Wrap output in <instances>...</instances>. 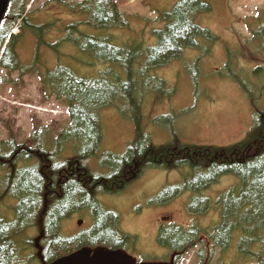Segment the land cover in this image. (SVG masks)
<instances>
[{
	"label": "trees",
	"instance_id": "16d2710c",
	"mask_svg": "<svg viewBox=\"0 0 264 264\" xmlns=\"http://www.w3.org/2000/svg\"><path fill=\"white\" fill-rule=\"evenodd\" d=\"M63 4L80 19L63 23L57 18L35 24L34 13L26 15L28 0H10L0 25V67L8 75L18 72L20 78L38 72L43 99L63 101L70 114L69 125L57 132L36 120L31 140L24 144L15 138L0 139V264H52L84 248L133 249L137 237L123 231L121 215L106 206L103 196L123 193L146 169L171 170L183 165L192 166L195 173L209 172L204 179L211 183L194 191L193 205L201 204V213L211 205L203 194L214 186V180L218 184L222 176L229 175L237 183L220 196L221 221L213 228H195L198 234L194 236L180 228L161 230L159 241L168 250L166 260L179 264L199 247L197 260L209 264L217 250H227L238 235L243 256L264 264V113L246 139L230 148L177 141L154 145L143 127L141 75L179 59L186 49L200 48L204 39L215 41L216 36L197 23L199 16L212 11L211 5L204 0H178L171 10L159 13L161 26L151 30L156 42L145 46L137 40L117 43L116 32L135 30L131 23L134 16L120 13L115 0ZM16 27L19 33L11 35ZM58 27L62 36L50 42V34ZM258 28L247 45V49H255L251 55L257 60L264 58V23ZM27 35L33 36L35 51L32 62L25 64L19 49ZM62 43H70L78 52L110 66L90 78L67 66L44 68L39 63L41 50L57 52ZM232 65L229 60V76L245 87ZM111 107L135 124V138L124 154L103 151L101 112ZM91 159L100 162L102 172L91 170ZM5 199L16 202L11 208L14 221L1 210ZM79 215L88 218L87 228L66 236V220Z\"/></svg>",
	"mask_w": 264,
	"mask_h": 264
},
{
	"label": "rangeland",
	"instance_id": "374dc122",
	"mask_svg": "<svg viewBox=\"0 0 264 264\" xmlns=\"http://www.w3.org/2000/svg\"><path fill=\"white\" fill-rule=\"evenodd\" d=\"M48 1L51 0H29L27 11L34 13L35 24H45L57 18L62 19L63 23L76 22L80 18L63 3L76 6L88 0H59L63 2L61 4L52 0L45 6ZM204 1L211 5L212 11L199 16L197 23L208 28L216 40L210 42L204 39L200 48L186 49L180 56L182 59L141 75L139 94L145 93L143 127L154 145H166L176 140L199 147L235 146L245 139L255 120L264 113V69L256 72L259 67H264V58L255 59L251 55L255 49L246 47L253 38L251 30L256 25L251 18H256L260 12L264 14V0ZM115 2L120 13L134 16L131 23L135 30L116 32V36H119L117 43L125 45L137 40L147 46L155 41L151 30L161 26L159 13L171 10L178 0ZM143 29L145 32L141 33ZM59 30L58 27L50 34V42L62 36ZM18 31L15 29L13 32L18 34ZM23 40L19 57L21 62L28 64L33 60L35 40L32 35L25 36ZM229 58L232 59L233 71L245 87L229 76L226 70ZM39 63L49 69L58 65L67 66L86 78L98 76L108 66L78 52L70 43L59 45L57 52L43 48ZM8 74L0 67V139L8 141L15 138L19 144L30 141L36 120L55 132L69 125L70 114L64 102L55 98L43 99L38 72L23 78L18 72ZM101 117L103 151L126 153L128 145L135 138L134 122L122 116L115 107L102 111ZM91 160L88 162L91 170L94 173L102 172L100 162ZM192 169V166L184 165L173 170L148 169L123 193L103 196L106 206L121 215L123 231L137 236L135 247L127 252L138 263L142 262L141 257H145L148 264L153 263L148 262L150 260L170 263V260H166L167 249H163L157 240L159 225L162 222L189 225L188 193H194L211 183L204 179L209 172L197 174ZM222 179L204 196L208 195L214 200L219 192L237 182L233 177L225 176ZM188 180L194 182H186ZM14 204L16 202L9 199L1 202V210L11 221L15 220L11 209ZM213 211L210 210L200 219L199 227L206 229L215 223L217 210ZM195 215L199 214L193 213ZM78 220H84L81 227L77 225ZM86 220L88 218H81L80 215L71 221L66 220L68 222L64 224L63 233L73 236L78 230L87 228ZM194 253L190 252L179 264H202L200 260H195ZM243 255L238 246V235H235L230 247L225 251L217 250L209 264H257L252 257Z\"/></svg>",
	"mask_w": 264,
	"mask_h": 264
},
{
	"label": "water",
	"instance_id": "95a60500",
	"mask_svg": "<svg viewBox=\"0 0 264 264\" xmlns=\"http://www.w3.org/2000/svg\"><path fill=\"white\" fill-rule=\"evenodd\" d=\"M9 0H0V23L7 11ZM82 225V222L79 223ZM52 264H135V261L124 251H107L103 249L92 252L85 248Z\"/></svg>",
	"mask_w": 264,
	"mask_h": 264
},
{
	"label": "flooded vegetation",
	"instance_id": "af4514ba",
	"mask_svg": "<svg viewBox=\"0 0 264 264\" xmlns=\"http://www.w3.org/2000/svg\"><path fill=\"white\" fill-rule=\"evenodd\" d=\"M214 180V179H213ZM216 181H217V179L216 180H214V183L212 184V185H216ZM221 206V204H219L218 205V207H220ZM203 207H202V205L201 204H194V205H190V204H187V210H188V217H190L189 218V225H187V226H183L182 227V229H183V232H185V233H189V232H191L192 233V236H194V235H197L198 234V231H194V229L195 228H197V229H199V228H201V227H199V222H200V219H201V217H200V213H201V209H202ZM208 210H206V212H207ZM193 213H195V214H199V215H195V217L193 216ZM164 220V219H163ZM186 224V223H185ZM160 226V230L161 229H163V228H165L166 229V227H165V225H163V224H160L159 225ZM172 226H174V225H171V226H167V227H172ZM213 227H214V225H213ZM203 231L205 230V228H201ZM186 235V234H185ZM197 249H200L199 247H196ZM198 251V250H197Z\"/></svg>",
	"mask_w": 264,
	"mask_h": 264
}]
</instances>
